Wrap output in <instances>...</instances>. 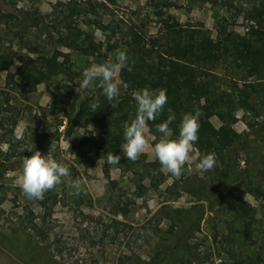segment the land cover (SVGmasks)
<instances>
[{
  "label": "trees",
  "instance_id": "1",
  "mask_svg": "<svg viewBox=\"0 0 264 264\" xmlns=\"http://www.w3.org/2000/svg\"><path fill=\"white\" fill-rule=\"evenodd\" d=\"M158 1L149 0L157 8L151 13L156 18V26H151V15L141 16L134 8L126 15H118L104 0H58L46 13L35 6H16L11 0H0V67L8 68L15 63L13 71H8L6 76L11 87L20 92L31 93L38 85L52 84L59 79L75 83L82 78L88 64L103 62L114 58L118 51L127 50L128 64L119 70L117 78L128 87L122 88L120 95L114 98L112 104L115 106L94 84L93 88L73 95L65 114L67 130L88 125L97 129L92 145L97 157L104 161L102 170L106 177V154L118 152L114 144H124L123 126L135 117L133 90L142 87L166 89L168 99L164 109L159 117L147 122L148 132L157 141L160 134L155 125L167 118L169 109L175 115L169 125L173 136L178 134L182 116L199 109L198 138L193 147L201 156L214 152L216 161L231 159L227 151L232 140L227 131L237 110L248 111L253 116L264 114V36L261 34L264 0H250L251 7L242 16L247 21L242 33L223 24L216 37L201 26L181 23L168 11L171 2L161 0L159 6ZM35 30L41 38L39 43L30 37ZM250 76L254 78L249 79ZM93 104L97 105L95 110ZM13 110L14 106L8 102L0 104L1 125L4 121L15 124L17 111ZM142 161L143 158L137 157L134 163ZM144 164V169L162 174L159 171L162 166L155 158ZM144 177L148 178L147 184L141 178L130 180L132 197H126L123 191L105 193L103 201L113 215L126 217L133 210L135 198L163 182L153 180L149 171ZM247 184L264 192V185L252 184L250 180L220 192L226 217L224 231L218 233L216 243L227 258L226 264L262 262L264 250L260 243L251 253V246L258 242L260 228L254 206L240 195L241 186ZM56 194L50 189L43 199L30 200L37 210L33 214L32 207L27 206L30 217L27 216L25 223L30 230L25 228L28 232L22 230L24 234L30 233L42 240L48 238L44 233L51 231L49 209L56 201ZM77 199L84 206L91 202L82 194H77ZM2 201L3 196H0V203ZM165 213V217L179 218L168 211ZM111 222L115 231L130 228L129 223L117 218H111ZM172 225L173 228L163 232L161 240L155 242L147 260L130 252L119 257L120 264L197 263V249L180 245L183 228L178 222ZM151 230L160 231L156 227ZM31 242L40 250L44 261L55 263L47 246Z\"/></svg>",
  "mask_w": 264,
  "mask_h": 264
},
{
  "label": "rangeland",
  "instance_id": "2",
  "mask_svg": "<svg viewBox=\"0 0 264 264\" xmlns=\"http://www.w3.org/2000/svg\"><path fill=\"white\" fill-rule=\"evenodd\" d=\"M57 1L11 0V3L35 6L46 13ZM104 1L118 15H126L131 8L139 10L141 16L151 15L156 8L149 0ZM167 1L172 4L168 11L181 23L201 26L212 37L219 36L223 24L242 33L247 25L243 13L251 7L250 0ZM160 2H157L159 6ZM149 20L151 26H156L154 16ZM261 34L264 36V30ZM38 36L37 30L30 35L39 43L41 38ZM14 66L15 63L8 68L0 67V104L8 102L14 106L13 111H17L15 124L8 121L0 124V196H3L0 203V264H51L44 261L31 241H37L38 246H47L54 264H120L119 257L130 252L147 260L155 242L161 240L163 232L173 228L174 222H178L184 231L180 245L192 246L199 253V260L194 264H226L227 258L216 243L218 233L224 231L226 217L220 192L249 180L252 184L264 185V114L253 116L244 110L235 112L227 131L232 140L227 151L231 159L217 160L211 170L197 168L201 155L194 147L179 176H173L163 168L159 170L161 175L150 168L144 169V162L155 158L151 148L157 142L147 132L148 145L138 155L143 161L135 164L126 159L122 145L114 144L118 150L116 154L121 158L118 165L108 164L106 177L102 170L104 161L97 157L92 145L97 129L92 125L72 130L66 127L69 101L75 93L85 90L79 87L82 78L76 79L75 83L55 80L52 84L38 85L31 93H24L13 89L6 76ZM212 121L218 124L215 118ZM35 151L64 163L70 172L52 188L57 194L49 209L51 231L44 233L48 238L43 240L22 232L30 230L25 223L27 216L30 217L28 207H32L33 214L37 209L18 187V178L22 174L23 159ZM146 171L152 174L153 180L163 182L135 198L133 210L126 217L113 215L103 201L105 193L123 191L130 197L133 190L130 180L141 178L147 184ZM76 181L80 182L79 187L75 186ZM241 187L240 195L254 206L259 218L260 235L258 242L251 246V253H254L258 243L264 250V240L261 241L264 238V192L249 184ZM77 194L89 197L91 202L82 205ZM167 211L179 218L165 217ZM111 218L129 223L130 228L115 231ZM151 227L160 231H152ZM260 264H264V253Z\"/></svg>",
  "mask_w": 264,
  "mask_h": 264
},
{
  "label": "clouds",
  "instance_id": "3",
  "mask_svg": "<svg viewBox=\"0 0 264 264\" xmlns=\"http://www.w3.org/2000/svg\"><path fill=\"white\" fill-rule=\"evenodd\" d=\"M129 57L127 50L118 51L114 58H109L100 63H92L82 72L79 81L80 89H91L95 84L102 89V94L112 104L118 97L121 89H127L128 85L117 78L119 70L125 68ZM135 101V117L123 126L124 144L121 146L123 155L128 160L135 161L139 154L146 150L148 145L147 122L159 117L167 103L166 89H152L142 87L131 92ZM83 98V97H82ZM114 107L115 105L112 104ZM96 104L92 105L95 110ZM199 109L185 113L179 124L178 134L173 136L169 125L175 119V115L169 109V115L165 120L155 125L160 134L158 141L152 146L151 152L159 161L164 170L173 176L181 175L184 165L189 160L194 142L198 138ZM70 147V146H69ZM119 154H106L105 162L109 165H118ZM216 162L214 152L202 155L197 163L201 171L211 170ZM70 175L69 168L64 163L51 158L47 154L35 151L22 161V174L18 178V187L29 199H43L44 193L61 182V178ZM79 181L75 186L79 187Z\"/></svg>",
  "mask_w": 264,
  "mask_h": 264
}]
</instances>
